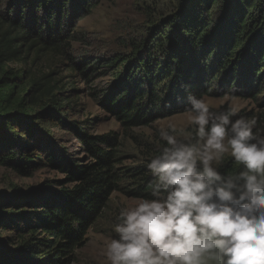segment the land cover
<instances>
[{"label": "trees", "instance_id": "trees-1", "mask_svg": "<svg viewBox=\"0 0 264 264\" xmlns=\"http://www.w3.org/2000/svg\"><path fill=\"white\" fill-rule=\"evenodd\" d=\"M98 2L0 0V166L21 175L51 168L68 179L44 196L17 189L0 196V232L15 233L6 241L8 251L0 244V264L69 261L121 189L119 136L92 135L72 118L80 105L74 73L86 81L100 69L110 73L108 91L92 95L101 94V103L127 128L189 111V95H211L214 85L221 94L264 88V0H184L130 52L87 65L70 54L69 29ZM50 56L66 58L70 74L47 68ZM51 126L75 133L89 161L66 154ZM242 167L231 158L219 168ZM146 171L134 174L142 183L133 195L150 198L153 177Z\"/></svg>", "mask_w": 264, "mask_h": 264}, {"label": "clouds", "instance_id": "clouds-1", "mask_svg": "<svg viewBox=\"0 0 264 264\" xmlns=\"http://www.w3.org/2000/svg\"><path fill=\"white\" fill-rule=\"evenodd\" d=\"M193 139L159 130L166 142L147 163L150 198L120 209L110 264H264V136L255 120L213 113L189 95ZM242 169L222 172L229 153Z\"/></svg>", "mask_w": 264, "mask_h": 264}, {"label": "rangeland", "instance_id": "rangeland-1", "mask_svg": "<svg viewBox=\"0 0 264 264\" xmlns=\"http://www.w3.org/2000/svg\"><path fill=\"white\" fill-rule=\"evenodd\" d=\"M182 2L184 0H99L90 13L73 20L69 29L72 39L70 54L76 62L93 65L101 58L128 53L133 42L144 38L151 26L162 23L164 18L176 12ZM46 64L47 68L52 67L61 76H67L69 71L66 70L71 66L66 58L58 56H50ZM97 72L92 73L87 81L78 72L74 73L75 85L79 89L76 95L79 96L80 105L76 107L72 118L80 121L82 126H88L92 135L116 133L119 136V161L116 168L122 174L121 189L112 194L109 205L92 226L82 245L71 254V259L63 264H110L105 253L107 243L117 235L114 231L116 217L122 207L134 206L143 198L130 192L142 183V176L135 177L134 174L147 168L148 161L158 155L160 149L166 145L160 138L159 130L171 124L175 127L171 134L178 139L194 140L195 137L196 126L191 123V111L159 118L149 125L125 127L110 109L101 103V94L92 95L94 92L108 91L113 83L108 71L103 73V69H100ZM232 90L221 94V88L214 85L213 93L203 99L213 113L227 111L230 107L237 108V114L231 119L243 117L255 120L253 132L264 136V88L260 93L256 91L241 95L239 88L237 94H231ZM50 132L55 142L66 150V154L80 160L81 164L89 161V155L83 151L75 133L62 128L54 129L52 126ZM231 158L230 151L225 153L218 167ZM146 174L151 176L148 169ZM67 180V176L51 168L39 169L31 175H21L0 166V196L11 194L14 189L38 192L44 196L61 185L67 186ZM14 236V231L10 229L0 232V241L5 243H1V247L8 251L10 247H6V241Z\"/></svg>", "mask_w": 264, "mask_h": 264}, {"label": "water", "instance_id": "water-1", "mask_svg": "<svg viewBox=\"0 0 264 264\" xmlns=\"http://www.w3.org/2000/svg\"><path fill=\"white\" fill-rule=\"evenodd\" d=\"M3 242V241H2ZM0 244H1V241H0Z\"/></svg>", "mask_w": 264, "mask_h": 264}]
</instances>
